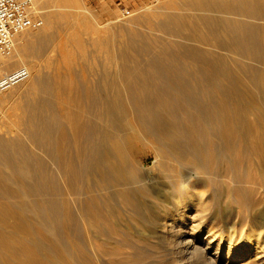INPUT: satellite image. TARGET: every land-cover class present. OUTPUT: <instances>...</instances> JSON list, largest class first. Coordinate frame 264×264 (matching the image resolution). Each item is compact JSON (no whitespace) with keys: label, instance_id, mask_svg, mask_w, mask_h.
<instances>
[{"label":"bare ground","instance_id":"bare-ground-1","mask_svg":"<svg viewBox=\"0 0 264 264\" xmlns=\"http://www.w3.org/2000/svg\"><path fill=\"white\" fill-rule=\"evenodd\" d=\"M30 3L42 26L19 33L12 53L0 57V74L29 72L0 92V246L18 247V264H46L52 254L70 257L63 264H119L122 257L141 264L155 255L139 257L144 246L165 251L154 264H264V69H239L235 79L215 52L186 43L215 41L262 58L264 0H166L147 12L159 22L145 23L167 40L155 45L140 37L142 17L128 29L100 27L85 10L74 11L79 0ZM89 49L102 54L94 63L103 66L94 67L96 79L81 80L73 68ZM187 71L201 89L168 77ZM230 82L239 90H228ZM202 89L209 104L196 98ZM136 140L150 144L151 164L135 153ZM42 211L38 225L10 221ZM220 222L232 231L227 248ZM245 229L253 230L244 241L233 240Z\"/></svg>","mask_w":264,"mask_h":264},{"label":"rangeland","instance_id":"rangeland-1","mask_svg":"<svg viewBox=\"0 0 264 264\" xmlns=\"http://www.w3.org/2000/svg\"><path fill=\"white\" fill-rule=\"evenodd\" d=\"M155 5H157V7L158 6L163 7V6L166 5V0H79V5H78L79 7L76 10H74V11L83 12V10H85L89 15H91L92 17H94L97 20V22L99 23L100 27H103V26H107V27L124 26L125 29H128V27H131L130 26V24H131L130 22L133 19H135L137 17H140V18L142 17V21H141V19H139L140 20L139 24H141V26H142V27L139 26V29H141V31L139 30V33L141 34L140 37L142 38L144 36V38H142V39H144V41L147 40V41L151 42V44L153 43L152 45H155V44H160V43H156V42H161V43L167 42V40L164 39L165 36H163V34L161 32H159V31L157 32V31L152 30L153 27H155L154 24H157L159 22L158 18H156V17H151L150 18L149 16H147V15H150V14H147L148 9L153 7V6H155ZM57 10L60 11L59 9H57ZM71 11H72V9H71ZM226 16L228 18H230V19L239 20V16H235V15H226ZM143 17L146 20L143 21V19H144ZM146 17H148V18H146ZM148 19H150L151 21L148 20ZM148 21H150L151 23L154 22V24L145 23V22H148ZM143 22L146 25H144ZM148 24H151L153 27L151 28V26L148 25ZM144 27L145 28L146 27H150L151 31H150V28H146L145 29ZM141 38H139V40H141ZM162 39H164V40H162ZM197 42L198 41H195L193 39L186 40L187 44H190V45L192 44L193 46L200 47L203 50L204 49H209V50L215 52L217 54L216 57L219 60L222 61V63H221L222 68L228 69L229 72H228L227 75L232 77V78L236 79V78L239 77V72H240L239 69L240 70H242V69H252V68L264 69V63H263L264 62V56L262 58H257V57H253V56L241 57L239 55L233 54L234 52H236V49L224 48V47L223 48L216 47L217 42H215V41H210V42H208L209 45H205V46L203 44H200L199 42L198 43ZM135 48H136V45H135ZM97 60L98 61H102L103 60L102 54H100V53L97 54V53L93 52L92 49H89V50L85 51L83 56L82 55L79 56L78 63L74 65L73 75L76 76L78 79H81V80H83V79H86V80L87 79H96V77H98L99 72H95V68L94 67H102L103 66V65H101V63L100 64H98L96 62L94 63V61H97ZM257 60H261V63H258ZM188 72H190V71L180 73L179 75L177 74L176 76H174V75L168 76V77H171V79L174 77V79L176 81L174 79L171 80L170 78H168V77L167 78H168V80H171L172 82H178V83L180 82V83H183L185 85L187 84V86H189V87L192 86L191 88H194V89H196V86L197 87L200 86L198 88L201 89V87H202L201 85H203V82L196 75H194L193 73H192V76H191V73H189L190 75H187ZM237 74H238V76H237ZM1 75H3V74H1ZM193 75L196 76L198 80ZM196 81H199V83H201V85H198L199 83L196 82ZM226 88L228 90H231L232 92H234L235 89L239 90V84H234V83L231 84V82H230V83L226 84ZM199 91L200 92L197 93L196 98L198 99L199 96H201L199 98V100L203 101L204 103L209 104V101L206 100L207 97H208L207 96L208 94L204 93L205 92L204 89L199 90ZM232 92L231 93L228 92V95H229L228 99L231 102H233V100H235L234 93H232ZM209 96L212 99H216V97L212 96L211 94ZM168 105L173 106V105H177V103L170 102ZM181 110H183V108L180 109V110H177L176 112L179 115H181V117H182V112L183 111H181ZM185 112L189 113V114L186 115L187 117H189V119H193L194 118L195 115L194 114H190L189 110H186ZM91 118H93L94 120H91ZM90 120L93 121V122L95 120H97V122H99V120L95 116H91V115H90ZM182 120L186 121V122L188 121V119H184V118H182ZM25 147L29 151H31L30 149H32V146H30L29 144H27ZM133 149H134L135 153H137V155H145L146 156L145 159H144V163L146 165H149V164L152 163V160L154 159V154H153V151H152L153 149L151 148L150 144H147L146 142H142V141H139V140L137 141L136 140L134 142ZM38 157L42 161H44L43 164H44L45 169H47V172L49 174H51L52 171H53V166L50 165L49 161L47 160V158L45 156V153L42 152V151H39L38 152ZM8 172H10V171L7 170V173ZM53 177L56 180L59 179L57 174H54ZM21 178H23V181L26 184L32 185V181L28 177H22L21 176ZM57 181H59V180H57ZM38 183H41V181L38 180V181L35 182L36 185ZM73 200L74 199H72L71 203H73L74 206H71V207L73 208V210H75L76 209V202H74ZM12 201H13L12 202L13 204L12 203L11 204H12L13 207L19 206V203L17 202V200L13 199ZM41 214L43 215V211L40 214H35V213L33 214V212H32V213H26L24 215L22 213H20V214L18 213L17 214L18 216H13L10 221L11 222H19V223H22V224L24 223V221L25 222L28 221V222H31V224L33 223V224L38 225L39 223L37 221L39 220V216L41 217V219H42V217L45 218V216H46V214H44L45 216H41ZM262 216H264V214ZM25 219L26 220L28 219V220L26 221ZM122 219H125V217L122 218ZM34 220H37V221H34ZM220 224L223 226L221 228H222V231H223L224 236L226 238V239L223 238L224 239L223 243H224V246H226L228 244V241H229L228 237L230 235H232V233H231L232 231H231V228L228 225H226L225 223L220 222ZM184 226L186 227L184 229L187 230V229L190 228V223L186 222L184 224ZM56 227H57L58 230L61 231L60 234L63 237L64 231H62V229H63L62 224L58 222V224L56 223ZM77 227H78V225H76V223L73 222L72 223V232L76 236L79 235V229ZM7 229L10 230L9 227H7ZM245 230L246 231H245V235L244 236L242 235V232L238 231L233 236V240H237L239 238V239H242L244 241V239L247 238V236L249 235V232H251V230H253V229H251V230L245 229ZM204 235H205V233L202 234V236H204ZM40 240L42 242H44L45 246L48 245V239H46L45 237L44 238L40 237ZM217 243H220V240H217ZM72 244H73V242L71 240L69 241V240L66 239V241H65V238H64V245L65 246L67 245L66 246L67 248H71ZM145 247L148 248V249L145 250L146 249ZM225 248H227V246ZM18 249H19L18 247H15V248H12V249H7V248H4V247L0 246V264H7L6 260H7L8 257L9 258L11 257L12 259L14 258L13 260H15L17 262V264L19 263L18 260H21V263L22 262L24 263V257L19 254L20 251ZM157 249H158V251H157ZM154 250L155 251H153V249H150L149 246H144L143 249H141V251H137L136 252V253H139L141 255V256L140 255H138V256L141 257L142 259H144L143 256L144 257L147 256L146 254H148V253H150L149 255H152V253L155 254V255H152L151 257L147 256L148 258L146 257L144 259L145 261L143 260L144 262L140 261V262H142L141 264H143V263L144 264H154L153 262H155L157 259L159 260V258L161 259V256L165 253V251H163L162 246H160V247L158 246V248H156ZM43 251H45V250H43ZM209 252L211 254H213L212 251H209ZM226 252L227 251L225 250L223 252V254H225ZM1 257H2L3 260L1 259ZM38 257H40V256H38ZM73 257L76 258V254H74ZM61 258L57 254H56V256H55V254H52L51 256L46 257V264H63L64 261L65 262H70L71 261L70 257H67V256H65V258L62 256ZM126 259L127 258L122 257L120 259L122 261L119 260L120 261L119 264L120 263L123 264V262H125L124 260H126ZM221 259H222V257H221ZM126 262H127V260H126ZM126 262H125V264H127Z\"/></svg>","mask_w":264,"mask_h":264},{"label":"built area","instance_id":"built-area-1","mask_svg":"<svg viewBox=\"0 0 264 264\" xmlns=\"http://www.w3.org/2000/svg\"><path fill=\"white\" fill-rule=\"evenodd\" d=\"M43 20L31 15L30 0H0V57H7L12 53L14 38L27 29H38ZM1 71V65H0ZM22 80H26L29 72L26 69L18 71ZM16 74H0V92L6 86L13 84Z\"/></svg>","mask_w":264,"mask_h":264}]
</instances>
